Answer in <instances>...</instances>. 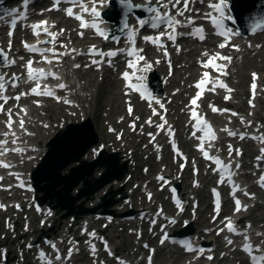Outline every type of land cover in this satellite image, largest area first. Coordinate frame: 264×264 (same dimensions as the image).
<instances>
[{
    "label": "snow or ice",
    "instance_id": "1",
    "mask_svg": "<svg viewBox=\"0 0 264 264\" xmlns=\"http://www.w3.org/2000/svg\"><path fill=\"white\" fill-rule=\"evenodd\" d=\"M120 4L123 5L125 8H127L128 10H132L133 8H141L143 7L142 5H137L133 3V0H119ZM193 2V0H168V3H164L163 0H156V4L159 5V7H148L146 10L150 13H154V17L152 18V22L150 24V27L152 29H158L161 27V25H165V29L164 31L160 32V34L153 38V37H145V40L147 41H151V43H153L154 45H156L157 47L163 48L164 45L161 43V38L166 36L167 39L169 41H172L173 43L176 41L177 35H176V30H177V26H189L192 25L194 23L193 19L188 18L186 21V24L182 25V22L178 19H176L177 16L179 17H183L185 15V12L190 10V4ZM200 2H203V0H200ZM3 3V0H0V4ZM65 3V4H69L72 6H79L83 12L87 13L89 11L88 8H86L84 6V2L83 0H54V5L57 6V9L59 7L60 4ZM149 3H151V0H149ZM30 4V0H22V7L24 9H27L28 6ZM169 4L171 5L172 8L176 9V13L175 16L171 14L170 11H165V12H161L160 9L164 8V9H168ZM182 5V6H181ZM227 6L225 5V0H210V2L208 3V8L210 9V11L205 12L203 14L204 19L210 21L213 29L218 30L215 31V34L222 37L224 39V43H220L218 45L219 48H224L226 46V43L230 40V37L235 34V35H239L238 32H234V30L226 27L225 25V20H233V17H231L230 15H227L225 13V8ZM66 15H68L69 17H73L77 20L81 21V28H84L86 26L85 22L82 19V16L79 14H75L73 7H68L66 10ZM91 13L93 15L98 16L99 13L96 11V8L93 7L91 9ZM10 17V28L11 29H15V27L17 26V22L18 20H24L27 18V14L26 12H22L19 8H11V9H4L3 11V15H0V20H5V18ZM7 22V21H6ZM45 22H41L40 24H32L31 28L33 29L34 35L39 36L41 34V32L39 31V29L42 28L43 24ZM140 27L145 26L148 21L145 19H139L138 21ZM91 27L96 28L97 33H99V35L104 36V33L95 25H91ZM260 30H264V21L258 22L255 26L253 31H260ZM43 32L47 35H50L52 37V39L50 41H45L44 43H55V39H56V35L55 33H49L47 27H43ZM61 32H63V30H61ZM204 29L202 27L200 28H196L194 32L190 33V35H198L199 38L201 40L205 39L204 35H203ZM9 36L12 35V31H9ZM80 35H83V33H80ZM105 39H108L107 36H104ZM114 40H116L117 42L119 41V37H113ZM130 43H134V40H132L130 38ZM25 49L30 52V53H39L41 55L42 58L45 59V61L47 63H52V61H48L46 59L45 56V52H51L53 54V56L58 57L60 55H64V53H57L55 51V49H40L35 45H28L27 43H25L24 45ZM11 50V43H9V51ZM74 51V50H73ZM125 50L120 49V50H112L109 51L107 53L97 50L95 48V46H93L90 50H89V55L92 56H99L101 58L104 57H108L109 59L107 60V63H109V65H111V58L117 56L118 52H123ZM142 51V50H140ZM128 56H136V49H132L131 51L127 52ZM164 55L167 56V51L165 50ZM204 55H208V53H204ZM0 57L3 58V63L6 66H12L16 63V60L13 58H10L8 55V52H5V50L0 49ZM137 60H144L145 58L143 56H136ZM217 59L220 60H227L230 61L231 57H226V56H220L219 54H216L214 56H210L209 59L206 62H201V66L203 68H213L214 70H216L217 72H220L222 69V65H219L217 63H214V61H216ZM103 62V60H93L92 63L93 64H99ZM33 61L29 60L27 62L26 68H27V76H28V80L29 81H33L36 82L37 86L31 89V93L34 95H48V96H52L53 93L50 90H46L44 92H41L39 90V80L46 78L49 75H54L51 73H46L43 70H36L33 69L32 67ZM76 67H79V65H76ZM127 67L131 68V69H136V71H140V72H146L150 69V65H148L145 62L144 67L137 69L136 67V61L135 60H129L127 61ZM133 75H135V72L133 73ZM209 77V73L207 71H205L203 73V78L195 85V87L197 89H199L200 91H198L196 93V98H193L190 102L191 105H196L197 104V98H199L203 91L205 90L206 87V83L211 82L209 80H207V78ZM122 78L125 81H129L130 80V76L129 73L127 71L122 73ZM137 81H140V83H129L127 84V87L130 89H134L136 91H138L141 95V97H147L148 99H152V93L148 92L146 85L144 83H142V81L144 80L143 76H136ZM253 79H256V74H253ZM18 80V77H16L15 74L12 75L11 80L10 81H6V78L4 75H0V100L4 101V103H7V100L9 99V97L7 95H5L4 93L7 91V85L10 83L11 87H16L17 83L16 81ZM216 84H218V86L220 88H226V85L221 82V81H217ZM216 85L214 84V87ZM60 88H64L65 85L61 84L59 85ZM252 89H255L256 85L255 83L252 84ZM228 91H232L231 89H228ZM21 95H25L24 93H22ZM14 99L19 100L20 99V95L14 97ZM225 99H228V97H225ZM67 102V101H65ZM156 103L159 104V101L157 100ZM160 107L163 108V104H160ZM214 112L217 111H227V110H219L213 107L212 109ZM0 111H3V105H0ZM21 111H25L23 109H21ZM132 109L129 108V112L131 113ZM153 114H157L155 112V109H153ZM233 115H236L235 113H233ZM8 116L9 119L7 121V126L9 127V129H11L12 126V112L9 109L8 110ZM191 119L195 120L196 123L194 125V131L192 132L193 137L196 136V131H200L203 133L202 136L198 137V139L200 140V151L203 153V156L206 160H210L213 164L216 165V167L214 169H212L214 172L219 174V180H218V184H224L225 182H227L229 185L232 186V195L235 196L236 192L239 191V186L236 185L233 181V175L234 172L232 170V165L231 162L229 161V163H224L220 158L215 157V156H210L209 153L204 149L203 144L205 141V138H208L209 140H215V134L214 131L212 130L211 126L207 123V121H205L202 117L198 116L197 112L193 109L191 111ZM161 120L163 121V123L157 124L156 127L160 130H164L165 125L167 124V121L164 120V117L161 116ZM24 120L21 119L20 120V127L21 129L24 128ZM146 123H148L149 125L152 124L151 119H149ZM131 127L133 129H135V125H131ZM111 130V129H110ZM225 131H228L227 129H224ZM168 134L169 136L173 135L171 128H168ZM229 135L231 136H235L236 133L229 131L228 132ZM5 136L8 135V133L4 134ZM13 136H15V133H12ZM149 136H152L153 139H155V137L153 136L152 133H149ZM241 139H244V136L240 137ZM262 142H264V136H260L258 137ZM253 139H257V137H253ZM13 143H15L16 141L13 140ZM8 141L5 140H0V155H4L6 154V152L8 151V149L6 147H3L4 145H7ZM173 150L176 151L178 154V149L176 148L175 142L173 141ZM13 151H22V149H13ZM229 157L232 156V152L233 149L231 146H229ZM236 154L239 155L240 152L239 150H236ZM258 161H260L261 159H264V149H261V156H258L256 158ZM0 167H5L8 168L10 167V165H8L7 163L4 162H0ZM211 167V165H210ZM236 167L238 168L239 165H236ZM2 179V178H0ZM17 179L19 180V176L17 174ZM158 179L163 180V177H158ZM258 183L261 187H264V174L260 175ZM20 187H24V183L23 181H20L19 183ZM174 191V190H173ZM245 195H249L247 192L244 193ZM213 195L217 197V201H216V211L217 213H219V209H220V203H219V193L213 189ZM235 203V210L237 212L241 211L242 209V205H241V201L239 199H235L234 201ZM4 207V205H0V208ZM18 207V206H17ZM37 211H40V209L38 208ZM50 214V213H49ZM228 222L226 223L225 227L227 228V230L231 233L240 235L241 233H239L237 231V228L235 227V225L231 222L230 218H225ZM174 222V221H173ZM224 231L223 228H221L217 234H219V232ZM89 235H91L92 237L96 236V233L93 231L92 233H90ZM244 235V239H245V244L243 246V251L245 253L248 254L249 258H250V262L251 264H264V249H261L260 247H255L249 242V238L247 236L246 233H243ZM167 238V237H165ZM102 239V238H101ZM71 243V242H70ZM161 243H164V240H161ZM229 244H232L233 241L232 240H228ZM51 247L53 249H55V245L52 244ZM147 247V246H146ZM187 250L189 251H193L194 249H192V247L190 246V244L186 245ZM105 250H108V246L107 243L105 242ZM91 251L93 252V254L96 252V247L95 245H91ZM254 253H261L259 255L254 254ZM72 254V249H69L68 255L69 257ZM109 254L111 255V253L109 252ZM39 258L41 261L44 262V264H51L50 260H47L45 253L41 252L39 255ZM56 260H60L61 257L59 255V253L57 252L56 255ZM208 259H212L211 256L208 257ZM149 262L151 264V257H149ZM121 264H124L123 261H121Z\"/></svg>",
    "mask_w": 264,
    "mask_h": 264
},
{
    "label": "bare ground",
    "instance_id": "2",
    "mask_svg": "<svg viewBox=\"0 0 264 264\" xmlns=\"http://www.w3.org/2000/svg\"><path fill=\"white\" fill-rule=\"evenodd\" d=\"M242 3H246L248 4V7L247 8H244L245 9V12L248 14V13H255V12H259L262 7H263V0H242ZM191 67L193 70L196 69V67L194 66V63H191ZM94 78L90 77L89 76V79H88V82L87 83H84L83 85H80L79 88L80 89H88V85L89 84H95V93H98L102 90V86H101V83L98 84V83H95L94 81ZM77 92V91H76ZM91 92L89 93L88 96H90ZM88 96H83V95H80V99L83 100V99H86V102H90V98L88 99ZM113 98V97H112ZM41 109V108H40ZM40 109L38 108H35V111L38 112ZM82 115H86V116H90L89 114H86L85 112H83ZM45 132V131H44ZM41 152H39L38 155H40ZM127 156V155H126ZM125 156V158H126ZM202 220H205V218L203 217ZM73 224H71V229L73 228ZM103 233L105 234V231H103ZM111 241H112V236H111ZM6 242H4L5 244Z\"/></svg>",
    "mask_w": 264,
    "mask_h": 264
},
{
    "label": "rangeland",
    "instance_id": "3",
    "mask_svg": "<svg viewBox=\"0 0 264 264\" xmlns=\"http://www.w3.org/2000/svg\"><path fill=\"white\" fill-rule=\"evenodd\" d=\"M246 79H247V75H245V77H244V80H246ZM53 112L55 113V112H56V110H54Z\"/></svg>",
    "mask_w": 264,
    "mask_h": 264
}]
</instances>
